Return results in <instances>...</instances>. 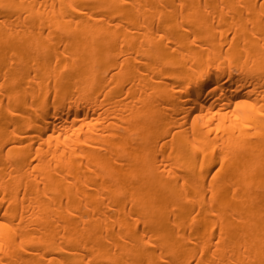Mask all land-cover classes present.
I'll list each match as a JSON object with an SVG mask.
<instances>
[{
    "label": "bare ground",
    "instance_id": "bare-ground-1",
    "mask_svg": "<svg viewBox=\"0 0 264 264\" xmlns=\"http://www.w3.org/2000/svg\"><path fill=\"white\" fill-rule=\"evenodd\" d=\"M0 264H264V0H0Z\"/></svg>",
    "mask_w": 264,
    "mask_h": 264
}]
</instances>
